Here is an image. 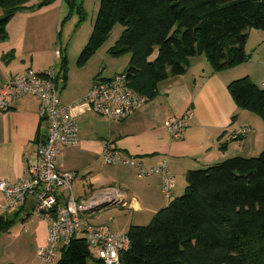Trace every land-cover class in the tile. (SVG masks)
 Masks as SVG:
<instances>
[{
	"label": "trees",
	"instance_id": "16d2710c",
	"mask_svg": "<svg viewBox=\"0 0 264 264\" xmlns=\"http://www.w3.org/2000/svg\"><path fill=\"white\" fill-rule=\"evenodd\" d=\"M30 1L0 0V41L11 17L32 8ZM52 1L40 0L37 7ZM115 25L122 30L108 54L129 56L123 71L128 87L151 100L158 83L187 72L191 58L204 57L213 73L245 63L247 32L264 31V0H100L79 65ZM66 65L62 58L63 70ZM226 88L236 108L264 126V88L247 77ZM184 179L183 193L147 225L129 226L118 264H264V148L254 158L236 156L189 170ZM15 214L0 215V233L8 232ZM58 256L53 264H104L82 237L71 239Z\"/></svg>",
	"mask_w": 264,
	"mask_h": 264
},
{
	"label": "crops",
	"instance_id": "0c3cea01",
	"mask_svg": "<svg viewBox=\"0 0 264 264\" xmlns=\"http://www.w3.org/2000/svg\"><path fill=\"white\" fill-rule=\"evenodd\" d=\"M62 4L63 1L60 0L51 5L53 7L51 14L58 9L54 23L58 22L59 10L63 9ZM32 6V3L27 4V7ZM29 12L35 14L38 11ZM19 13L22 14L23 11ZM24 25L18 30L11 27L9 29V25H6V38L0 41V84L31 69L26 66L25 59L36 47L60 50L57 41H54V34L47 30L44 22L39 21L35 26L30 27L28 23ZM250 34L251 31L247 32V38ZM261 41L264 46V37ZM202 60L201 57L191 58L189 69L183 76L158 83L156 96L146 100L142 107L121 122L108 120L105 122L102 120L104 118L89 112L76 120L78 143L74 147H66L62 150L56 167L59 173L71 172L75 175L71 182V193L73 183L83 184L82 181L87 179L88 175L93 181L96 178L92 176L93 172H87V169L84 170L85 175H79L77 171L83 168L78 170L75 167L77 159L84 156L90 160L101 157L102 160L104 146L118 153V157L122 159L132 158L143 168L164 164L168 175L174 181L171 199L179 195L180 188H177L179 184L181 185L187 171L205 168L231 157H249L261 150L259 121L251 113L236 108L226 86L230 81L243 77H247L256 86L258 84L262 86L263 72L260 69H250L251 67H233L224 70V72L235 73L232 75V80H227L226 77L220 76V72L213 73L209 65ZM257 64L260 65V62ZM97 74L101 77V70ZM95 76L91 75L82 82L75 95H60L62 88L66 87V77L62 76L63 84L59 89V100L63 104H70L82 98L90 89ZM89 114L99 117L102 124L92 120L91 116V119L84 121L83 118ZM187 114L189 116H186ZM184 116L186 128L177 138H170L164 128V121ZM89 120L92 122L90 123ZM88 123L92 126L87 127ZM241 127H248L251 131L240 140L230 139L231 133ZM46 133V124L39 119L38 101L34 97H21L12 104L10 110L0 113V180L14 182L24 176V158L27 157L31 161L34 159L36 144L46 136ZM110 169L115 173L113 180L118 182V186L111 184L95 189L89 183V191L79 192L80 195L76 196L72 194L74 199L86 200L103 189L118 191L124 201L122 204L111 206L119 205L122 209L143 215L141 219L136 216L129 225H141L140 223L148 221L171 200L166 199L161 192L159 175L138 177L134 169L125 165ZM66 195L67 193H61L63 199ZM3 202L4 199L0 194V205ZM104 207L109 206H100L99 210ZM10 213L13 216L17 211ZM3 215L8 217V213ZM18 219H20V225H17V228L15 225ZM14 220L6 232L9 236H11L9 233L11 230L15 233L14 237L11 236V243L17 237L19 239L17 243L23 244L27 240L25 235H28L32 249L37 254V251L46 243L47 224L37 218L24 219L21 212L14 217ZM19 226L23 227L22 231ZM114 233H117V230ZM3 234L5 233H0V235ZM8 259L13 261L15 255L10 252Z\"/></svg>",
	"mask_w": 264,
	"mask_h": 264
},
{
	"label": "built area",
	"instance_id": "2783aa9c",
	"mask_svg": "<svg viewBox=\"0 0 264 264\" xmlns=\"http://www.w3.org/2000/svg\"><path fill=\"white\" fill-rule=\"evenodd\" d=\"M53 57L60 58V50L55 49ZM61 84L63 77L53 66L41 72L27 69L0 84V113L10 110L21 97H34L38 101L39 119L45 122L47 129L46 136L36 144L34 159L24 158V176L14 182L0 180V194L4 199L0 215L17 211L24 219L37 218L47 224L46 243L37 251L38 259L44 264H53L61 249L77 237L84 238L92 255L104 264H118L119 253L128 248L126 235L111 232L105 226H92L84 218L87 212L96 211L100 206L122 204V195L113 189H103L86 200H75L71 193L75 175L59 173L57 160L64 148L77 145L76 120L83 114L94 113L117 122L142 107L146 99L128 87L124 72L110 78L96 77L86 94L70 104L59 100ZM164 128L170 138H177L186 128L185 116L165 120ZM250 131L248 127L238 128L230 139L240 140ZM102 160L107 165H127L138 177L159 175L162 194L171 197L173 179L164 164L143 168L132 158L122 159L112 154L106 146ZM63 189L68 191L64 199L61 197ZM28 199H32V205L26 211Z\"/></svg>",
	"mask_w": 264,
	"mask_h": 264
},
{
	"label": "rangeland",
	"instance_id": "374dc122",
	"mask_svg": "<svg viewBox=\"0 0 264 264\" xmlns=\"http://www.w3.org/2000/svg\"><path fill=\"white\" fill-rule=\"evenodd\" d=\"M39 1L40 0L30 1L29 3L33 4L32 8L23 10L22 14L17 12L15 15L11 17V19L8 22V25H9V29L11 27L15 30H18L21 26L24 27L25 26L24 24L26 23H28L29 24L28 27H30V26H35V24L40 21V22H44L46 24L47 30L48 31L50 30L54 34V41H57L58 48L60 49L62 54L60 58L54 59L53 50L36 47L32 52H30V55H28V57H26L25 60H26V66L33 69L34 71L41 72L48 68H51L53 65V69L55 71H57L61 76L65 75L66 87L62 88L60 95H75L77 90L80 88V84L84 82L86 79H88L91 75L92 76L98 75L97 73L100 70H101V77H107V76H111L112 74L115 75L114 73L116 74L121 73L126 69L129 60V56L127 54L118 57H112L108 54V49L118 39L120 32L122 30V27L119 25H115L111 29L106 40L101 44V46L97 49V51L83 65H79L78 63L80 52L84 48L91 34L92 25L95 20V16L97 9L99 7L100 0H71L73 3L71 7L67 3V1L61 0L63 1L62 4L63 9L61 11L59 10V14H60L59 19L58 22L55 23H54L55 21L54 18L56 16V13L58 12V9H55V13L51 14L50 12L53 11V7L51 5H53L56 1L58 2L60 0H53L50 4L38 8L37 5ZM31 10L34 12L37 11L38 12L35 14H31L32 12H29ZM250 31L251 34L247 38L244 49L247 56V61L236 67H247V68L251 67L250 69H255V70L260 69L261 72H263L264 74V46H262V41H261L262 37H264V31H259V32H256L255 30H250ZM155 54L156 52L153 53L150 59H153ZM62 58H65L67 61L65 70H63L61 67ZM201 58L203 59L202 61H204L203 63H207L204 57ZM258 62H260V65L257 64ZM232 75H235V73L232 71L220 72V76L226 77L227 80L229 79L232 80L233 79ZM188 79L191 80V77L188 76ZM257 86L259 88H262V86H260L259 84ZM251 115H253L261 125L260 137H261L262 147L261 150L258 151L257 153H254V155L249 157H242V158L257 157L264 148L263 122L258 116L254 114ZM90 116L91 114L87 115L85 118H83V120L86 121L87 119H91L92 117V120H96L98 124H102V121L98 119L99 117L97 118L94 116L91 117ZM102 120L107 122V120L104 119ZM89 122L91 123L92 121L89 120ZM91 126H92L91 124L89 123L87 124V127H91ZM122 165L123 164H115V165L103 164V160H101V157L100 159H95V160H90L89 158H86L84 156L82 158L77 159L75 163V167L78 168V170L80 168H83V170L77 171L78 174L85 175L86 172H84V170L87 169V172H93L94 174L92 173V176H95L96 178L95 181H93V179H90L88 175V177H86L87 179L82 181L83 184L77 185L73 183L72 194L74 196L80 195L79 192L81 193L82 191L87 193L90 188L88 187L89 183L95 189L100 188L101 186L105 187L111 184L118 186V182L116 180H113L115 173L111 171L110 168L122 167ZM173 186H174V181H173ZM179 188H180V192L178 193L179 195L177 196H180L185 188L184 178L181 182V185L180 184L178 185L177 189ZM67 192L68 191L66 189H63L61 191L62 194H66ZM96 211L87 212L84 218L85 221L87 222L88 219L89 221L87 223H89L90 225L92 224V226L106 225L105 227H108L111 232H115L117 230L118 234H125L129 226H134V225H129V222H132V220H134L136 216H138L139 219L143 217V215L141 214H134L129 210L122 209L119 205L104 207L100 209L99 212ZM19 213L20 212H18V214ZM93 215H95V217ZM152 216L150 217V219L152 218ZM8 217H12V213H8ZM150 219L140 224L142 226H145L150 222ZM19 220L20 219L16 221V225H15L16 227L17 225H20ZM19 229L20 231H22L23 227L19 226ZM9 233L11 234L12 237H14L13 234L15 233L13 232V230H11ZM11 236H9V234L7 233L0 235V264H44L41 260L38 259L36 251L32 249V245L29 242L30 238L28 237V235H25V238L27 240L24 241L23 244L17 243L19 241L17 237L11 243ZM10 252H12V255H15V259L13 261L8 259ZM58 257L59 256H57V258Z\"/></svg>",
	"mask_w": 264,
	"mask_h": 264
},
{
	"label": "water",
	"instance_id": "95a60500",
	"mask_svg": "<svg viewBox=\"0 0 264 264\" xmlns=\"http://www.w3.org/2000/svg\"><path fill=\"white\" fill-rule=\"evenodd\" d=\"M32 205V199H28L25 205V210H29V207Z\"/></svg>",
	"mask_w": 264,
	"mask_h": 264
}]
</instances>
